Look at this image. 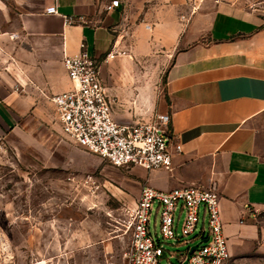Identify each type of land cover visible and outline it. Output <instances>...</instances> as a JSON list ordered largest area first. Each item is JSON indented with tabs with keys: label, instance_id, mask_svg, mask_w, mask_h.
Here are the masks:
<instances>
[{
	"label": "crops",
	"instance_id": "1",
	"mask_svg": "<svg viewBox=\"0 0 264 264\" xmlns=\"http://www.w3.org/2000/svg\"><path fill=\"white\" fill-rule=\"evenodd\" d=\"M119 1L108 9L111 0H11L14 31L0 25V42L9 43L0 54V137L41 126L63 134L50 97L73 87L63 60L84 41L102 62L118 122L130 123L115 110V96L134 98L136 113L158 108L172 116L182 150L170 170L142 171L147 184L162 190L216 184L230 236L243 218L264 210V29L218 0L211 10L191 8L184 21L175 4L157 6L153 19V11L141 17L129 13V0ZM153 42L168 62L158 103L143 95L148 74L133 68Z\"/></svg>",
	"mask_w": 264,
	"mask_h": 264
},
{
	"label": "rangeland",
	"instance_id": "2",
	"mask_svg": "<svg viewBox=\"0 0 264 264\" xmlns=\"http://www.w3.org/2000/svg\"><path fill=\"white\" fill-rule=\"evenodd\" d=\"M218 1L231 4L256 21L257 29H264V0ZM128 2L132 6H128L129 13L142 17L153 11V19L158 15L157 6L175 4L183 10L180 21L193 7L211 10L217 4L213 0ZM11 14V0H0L2 31H14ZM5 46L9 43L0 42V54L5 53ZM165 56L153 42L148 55L133 60L136 71L148 74L145 81L150 89L143 95L152 102L165 96ZM135 104L134 98L119 101L115 96V110L126 122L160 112L154 108L136 113L137 109L130 107ZM49 128H29L0 137L5 146L0 154V246L5 248L0 264H125L129 242L126 210L149 186L141 174L145 169L116 167ZM228 239L231 255L226 264H264V210L243 218ZM164 246L161 264H181L189 247L173 241Z\"/></svg>",
	"mask_w": 264,
	"mask_h": 264
},
{
	"label": "built area",
	"instance_id": "3",
	"mask_svg": "<svg viewBox=\"0 0 264 264\" xmlns=\"http://www.w3.org/2000/svg\"><path fill=\"white\" fill-rule=\"evenodd\" d=\"M119 3L111 0L107 8ZM49 12H56L55 6ZM117 53L110 52L108 57ZM101 63L87 51L84 41L78 54L64 57L74 85L50 97L63 135L119 168L170 170L175 152L182 150L171 131V114L159 112L148 119L118 122L113 99L103 83ZM4 147L0 138V154ZM124 223L129 235L125 264H161L168 241L189 245L181 264L185 260L188 264H226L231 255L216 184L171 190L146 186L127 208ZM194 245L197 249L189 255ZM2 246L0 254L5 251Z\"/></svg>",
	"mask_w": 264,
	"mask_h": 264
},
{
	"label": "water",
	"instance_id": "4",
	"mask_svg": "<svg viewBox=\"0 0 264 264\" xmlns=\"http://www.w3.org/2000/svg\"><path fill=\"white\" fill-rule=\"evenodd\" d=\"M195 249H197V245H194V246L190 249V251H189V255H191V253H192ZM183 264H188L187 260H185V261L183 262Z\"/></svg>",
	"mask_w": 264,
	"mask_h": 264
}]
</instances>
